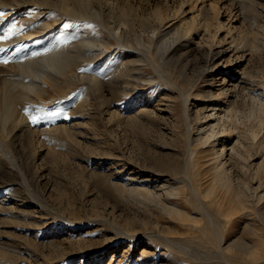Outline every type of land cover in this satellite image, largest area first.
Here are the masks:
<instances>
[{
  "label": "rangeland",
  "instance_id": "obj_1",
  "mask_svg": "<svg viewBox=\"0 0 264 264\" xmlns=\"http://www.w3.org/2000/svg\"><path fill=\"white\" fill-rule=\"evenodd\" d=\"M58 1L29 2L8 18L0 3V38L10 20L35 35L8 36V48H0V65L13 67L12 75L16 65L32 53L42 59L68 33L78 32L73 55L81 33L97 40L86 48L95 58L72 68L84 78L60 86L48 81L45 95L20 107L24 128L0 132V262L264 264V0H244L245 8L242 0L96 1L107 13L119 7L147 17L160 12L165 27L192 16L201 22L206 4L210 31L190 36L193 42L179 51L172 48L178 36H165V27L157 34L139 25L122 47L98 24L64 14ZM37 14L59 22L40 30L27 21ZM116 20L111 14L109 26ZM124 45L137 60L125 70L119 67ZM231 72L243 83L225 93L222 82ZM205 97L217 98V108L228 98L235 110L217 116ZM235 126L245 139L221 159L212 135ZM217 165L223 168L219 180ZM244 208L248 220L240 214Z\"/></svg>",
  "mask_w": 264,
  "mask_h": 264
},
{
  "label": "bare ground",
  "instance_id": "obj_2",
  "mask_svg": "<svg viewBox=\"0 0 264 264\" xmlns=\"http://www.w3.org/2000/svg\"><path fill=\"white\" fill-rule=\"evenodd\" d=\"M35 0H13V2L9 3V0H0V3L5 4V6L9 9L7 12V18L8 16H10L12 14V12H14V10H18L21 8L26 7V5L30 2H33ZM97 0H83V1H73V0H59L58 1V8L61 9L63 11L64 14H66L67 16H70L71 18L75 19V20H88L91 23L94 22L96 24H98L101 28L107 31V33L110 36H117L116 40L117 43H120L123 47L124 42H126L127 36H136V30L138 25L142 26L144 29L149 30V32H153V33H160L159 31L165 27V18L163 17V15L160 12H155V15L152 17H147L144 15H141L140 12L138 11V9H134L133 7H130L128 10L125 7H119L117 9L116 12H110L107 13L106 10L103 7H98L96 5ZM207 1V0H206ZM252 1V0H251ZM103 2V1H101ZM105 2V1H104ZM205 2V1H204ZM237 2V1H236ZM105 4V3H104ZM205 4V3H204ZM250 4V3H249ZM99 5V4H98ZM213 5V4H211ZM241 5L240 7L245 8L247 6V2H245L244 0L241 1ZM31 6V5H30ZM104 6V5H103ZM120 6V5H119ZM214 6V5H213ZM212 6V7H213ZM56 7V6H55ZM117 7V6H116ZM248 7V6H247ZM57 8V7H56ZM216 9V7H214ZM213 8V9H214ZM28 9H30L28 7ZM242 9V8H241ZM7 11V10H6ZM110 11V10H109ZM201 12V11H200ZM203 12H204V16L201 22L198 21V18L196 16H192L191 19H189L186 22H182L179 21V24H175L172 23L170 25H168L167 27H165V30L163 31V34L168 35V34H174L175 36H178V38L175 40L176 42L173 43V50L179 51V49H183L188 47L187 43H192L193 42V38L190 36H200L202 34H206L208 33L210 30L208 29L210 26L209 24V8L207 9L206 4L203 6ZM216 12V11H215ZM243 12H246L243 10ZM30 13L29 11H26V14ZM41 13V12H40ZM111 14L113 16V14L116 16V21L112 22V26H109V18H111ZM244 14V13H243ZM32 15V14H31ZM201 15V14H200ZM200 15H197L200 17ZM20 16V15H19ZM23 16V15H22ZM35 16V15H34ZM38 16V14L36 15ZM12 17V16H11ZM28 17V16H27ZM39 17L41 18V16L39 15L37 18H28L27 21L35 23V26H37V28H41L40 30H48L55 26L56 23L58 22L56 21L55 23H51L50 20H40ZM43 17V16H42ZM52 17V16H51ZM64 17V16H62ZM25 18V17H24ZM46 18V17H45ZM211 19V18H210ZM22 20V19H21ZM52 20V19H51ZM182 20V19H181ZM7 21V20H6ZM50 21V22H49ZM175 21V20H174ZM185 21V20H183ZM3 22V19H2ZM178 22V21H177ZM203 22V23H202ZM90 23V24H91ZM167 23V22H166ZM201 23V26H200ZM211 23V21H210ZM4 24V23H3ZM7 24V23H6ZM8 27L4 29V33L1 36H6V37H2L0 38V48L1 50H6V48H8V44H9V37L8 36H29L28 38H30V36L32 37L34 34H27L26 35V31H20L22 28H20L19 24L17 23L16 20H10V22L7 24ZM212 25V24H211ZM93 26V25H92ZM97 27V26H96ZM99 27V28H100ZM26 28V27H25ZM1 29V28H0ZM3 29V28H2ZM27 29V28H26ZM61 30V29H60ZM75 30V29H74ZM35 31H37L35 29ZM64 31V30H63ZM2 32V31H0ZM42 31H37L38 33H41ZM45 32V31H44ZM43 32V33H44ZM55 32V31H54ZM68 33V32H67ZM72 34L68 33L66 34V38L63 39H59L58 42H56L55 44L52 43L53 48L52 50L45 55L42 59L38 58L37 53H32L28 59H26L24 61V63H19L17 66V71H15V73L17 72L16 75H12L10 73H7L10 70H13L12 68H8V65L5 66L4 65H0V132L2 133H9V132H16L20 129L24 128V125L26 123L25 118H23V116H21V112H20V107L22 108L24 105V103L26 102H33L36 101L38 98H41L42 94L45 93V88H43V85L45 83H47L48 81L52 82L54 85L56 86H60V82L61 80H65L66 81H71V79L75 78H84V74L82 77L78 76L75 72L72 71L73 67H76V65L84 63L85 61H90L93 60V57L95 56V52H92L93 55H91V53H87L86 48L88 47H94L95 45L97 46V40H95L90 34L83 35V33H81V37H79V45L76 46V42H75V46L76 48H78L77 50V54L73 55L71 54V41L73 39L74 36L78 37V32L77 35L76 33L71 32ZM106 33V32H105ZM36 34V33H35ZM55 34V33H54ZM107 34V35H108ZM52 35V33H51ZM56 36H61L60 33L55 34ZM35 36V35H34ZM27 37H25L27 39ZM18 38V37H17ZM23 38V39H25ZM55 39V38H54ZM76 39V38H75ZM18 40V39H17ZM30 40V39H28ZM53 40V39H52ZM12 41V40H11ZM16 41V40H15ZM24 41V40H23ZM26 41V40H25ZM77 41V40H76ZM13 43L16 44V42H14V40L12 41ZM19 42V41H18ZM17 42V43H18ZM50 42V41H49ZM99 42H101L99 40ZM173 42V41H172ZM74 43V42H73ZM235 44V43H234ZM126 45V44H125ZM124 45V46H125ZM264 45V44H263ZM15 46V45H14ZM19 46V45H18ZM73 47V46H72ZM126 47V46H125ZM170 47V46H169ZM232 47V44L231 46ZM229 47V48H230ZM237 47V46H236ZM75 48V49H76ZM127 48V47H126ZM12 49V48H11ZM10 49V50H11ZM74 49V48H72ZM74 49V50H75ZM130 49H132V47H128L127 50L125 51V61L119 65V67H121L122 69H124L127 66H133L136 65L137 60L135 62V59L132 57V53L130 52ZM238 49V48H236ZM0 50V51H1ZM9 50V49H8ZM36 50V49H35ZM97 50V49H96ZM38 51V50H37ZM76 51V50H75ZM123 51V49H122ZM121 51V53H122ZM171 51V50H170ZM9 52V51H8ZM13 52V50H12ZM35 52V51H34ZM40 52V51H39ZM91 52V51H90ZM10 53V52H9ZM170 53V52H169ZM181 53V52H180ZM3 54V53H2ZM5 54V52H4ZM12 54V53H11ZM17 54V53H16ZM28 54V53H27ZM39 54V53H38ZM10 55V54H9ZM4 56V55H2ZM13 56V55H10ZM17 56V55H16ZM15 56V58H16ZM27 56V55H26ZM101 56V55H100ZM135 57V56H134ZM95 58V57H94ZM20 59V58H19ZM150 59V58H149ZM17 60V59H16ZM24 60V59H23ZM22 60V61H23ZM1 61V60H0ZM13 61V60H12ZM18 61V60H17ZM139 61V60H138ZM166 61V60H165ZM15 62V60L13 61ZM141 62V61H140ZM1 63V62H0ZM9 63V62H8ZM142 63V62H141ZM164 63V62H163ZM17 64V63H16ZM145 64V63H144ZM143 64V65H144ZM100 65V64H99ZM115 65V64H114ZM139 65H142L139 63ZM142 65V66H143ZM80 66V65H78ZM97 66H95L94 68H96ZM100 67V66H99ZM112 67V66H111ZM141 67V66H140ZM93 68V69H94ZM132 68V67H131ZM138 68V67H137ZM88 69V68H87ZM91 68H89L90 70ZM93 69H91L90 71H93ZM98 69V67L96 68ZM111 69V68H110ZM88 70V71H89ZM99 70V69H98ZM113 70V69H112ZM125 70V69H124ZM131 70V69H130ZM120 71V70H119ZM132 71V70H131ZM86 72V71H85ZM94 72V71H93ZM112 72V71H111ZM110 72V73H111ZM123 72V71H122ZM134 72H136L134 70ZM133 72V73H134ZM96 73V71H95ZM128 73V72H126ZM236 73V72H235ZM141 74V71L140 73ZM29 75L28 77L31 76L32 80H30L29 82H26V78L24 76ZM126 75V74H125ZM129 75V74H128ZM131 75V74H130ZM86 76V74H85ZM123 76V75H122ZM127 76V75H126ZM141 76V75H140ZM27 77V76H26ZM91 78L92 83H94V85L96 86V88H99V78L96 74H93L92 76H89ZM131 76H129L130 78ZM136 78V76H134ZM125 78L124 76L122 77V79ZM128 78V77H127ZM133 78V77H131ZM245 78V77H242ZM128 80V79H127ZM139 80V79H138ZM73 81V80H72ZM125 81V80H124ZM129 81V80H128ZM126 81V82H128ZM145 80H143L144 82ZM244 81V80H243ZM246 81V80H245ZM137 82V81H136ZM242 82V80L239 81V75L237 77L236 74H234V72H231L230 77L223 79L222 82V91L225 92V89L230 85L231 87H234L235 89L240 87V83ZM130 83V82H129ZM134 83V82H133ZM140 83V82H139ZM243 83V82H242ZM246 83V82H245ZM48 84V83H47ZM125 84V83H124ZM132 84V82L130 83ZM126 87L129 86L127 83L125 84ZM55 86V88H56ZM243 86V85H242ZM130 88V86H129ZM229 89V87L227 88ZM232 89V88H231ZM60 90V89H59ZM227 91V90H226ZM224 92H221L222 95ZM226 93V92H225ZM231 93V92H230ZM45 95V94H44ZM60 97V96H59ZM62 97V96H61ZM213 97V96H212ZM208 99H205L203 102L206 105V108H212L213 111H215V115L217 116H221L223 114H227V113H232V111L235 110V107L233 104L229 103V99L226 98L225 100H222L221 102L223 104H225L223 107L221 106L220 108H217L216 106V102L217 101L214 97H205ZM61 100V98H59ZM199 99V98H198ZM64 100V98L62 99ZM231 100V99H230ZM42 101V100H41ZM38 102V101H37ZM36 103V102H35ZM264 105V104H263ZM202 108V107H201ZM204 108V107H203ZM24 109V107H23ZM205 109V108H204ZM209 110V109H208ZM210 111V110H209ZM212 111V112H213ZM253 115H256V110L252 111ZM214 115V114H213ZM209 116V115H208ZM229 119V118H228ZM232 119V118H231ZM208 120V119H207ZM211 120V119H210ZM216 120V119H214ZM206 122V121H204ZM206 125H209V123H205ZM233 124V123H232ZM205 125V126H206ZM236 125V124H235ZM208 127V126H207ZM233 127V126H232ZM203 129V128H202ZM230 129V128H229ZM201 130V128H200ZM199 130V131H200ZM206 130V129H205ZM228 130V129H227ZM22 131V130H21ZM204 131V130H203ZM208 131V130H207ZM202 132V130H201ZM205 134V132H204ZM207 135V134H206ZM211 135V134H210ZM243 135V131H239L236 126L235 129H230L228 131H226V133H224V135H212L215 138V142L214 143V148L219 151V158H224L228 152L229 147H231V152L235 153L236 152V146H238L239 144L237 143V141H239V139H245ZM246 135V134H245ZM249 135V133H248ZM251 135V134H250ZM204 137V136H203ZM243 137V138H241ZM248 137V136H247ZM251 138V137H249ZM247 138V139H249ZM211 142V141H210ZM243 142V141H242ZM241 143V141H240ZM238 144V145H237ZM238 148V147H237ZM242 156V154H241ZM234 158V157H233ZM244 158V157H243ZM220 160V164H221ZM226 161V160H225ZM217 163V162H216ZM225 166V165H224ZM223 166V167H224ZM218 169H217V174H216V179H220L221 178V172L223 171V168L221 165H217ZM221 175V176H220ZM129 178V177H128ZM135 178V177H134ZM148 179V178H147ZM150 179V178H149ZM155 179V178H154ZM129 180V179H128ZM131 180V179H130ZM138 180V179H137ZM151 180V179H150ZM132 181V180H131ZM144 181V180H143ZM130 182V181H129ZM127 184V183H125ZM160 184V183H159ZM130 185V184H129ZM166 185V184H165ZM164 184L162 185V187H165ZM227 186L230 185V183L225 184ZM148 187V186H147ZM161 187V186H160ZM227 189V187L225 188ZM224 189V190H225ZM164 190V189H163ZM164 191H167L169 194V191L167 189H165ZM162 192V191H161ZM163 194V193H162ZM222 194V192H221ZM5 202V200H4ZM176 206V205H175ZM203 206V205H202ZM1 207V206H0ZM208 207V206H207ZM206 209V208H205ZM241 209V208H240ZM207 211V210H206ZM181 212V211H180ZM179 212V214H180ZM249 210L244 208L240 211L241 216H243V218L245 219H249L251 218L249 216ZM209 213V212H208ZM210 214H212L210 212ZM263 214V213H262ZM205 214L203 213V216ZM190 218V217H189ZM206 218V217H205ZM213 218V215H212ZM215 218V217H214ZM213 218V219H214ZM239 218V217H238ZM211 219V218H210ZM259 219V218H258ZM193 220V219H192ZM206 220V219H205ZM208 217H207V222L208 221ZM216 221V220H215ZM217 222V221H216ZM218 223V222H217ZM234 224V223H233ZM79 227V226H78ZM218 227V226H217ZM216 228V227H215ZM209 229V228H208ZM217 230V229H216ZM204 231H206L204 229ZM203 231V232H204ZM206 233V232H205ZM219 233V231H218ZM217 234V233H216ZM194 236V235H193ZM203 236V235H202ZM131 237V236H130ZM195 237V236H194ZM198 237V236H197ZM182 238V237H181ZM129 239V238H128ZM170 239V238H168ZM176 239V238H175ZM200 239V238H199ZM203 239V237H202ZM166 240V239H165ZM171 240V239H170ZM167 241V240H166ZM176 241V240H174ZM179 240H177L178 242ZM185 241V240H184ZM173 242V241H172ZM180 242V241H179ZM182 242V241H181ZM191 242V241H190ZM184 243V242H183ZM183 243L181 245H183ZM187 244V243H186ZM197 244H199V242L197 241ZM204 244V242H203ZM196 245L195 243L193 244V246ZM201 245V244H200ZM180 246V244H179ZM186 246V245H184ZM190 246V245H188ZM173 247V246H172ZM178 247V246H177ZM203 247V246H202ZM201 247V248H202ZM181 248V247H179ZM185 248V247H184ZM186 249V248H185ZM178 249H176L177 251ZM182 250V249H181ZM188 250V249H187ZM185 250V251H187ZM179 251V250H178ZM181 254V252H180ZM184 254V253H183ZM190 254H192L190 252ZM125 255V253H124ZM123 255V257H124ZM143 255V254H142ZM186 255V253H185ZM146 256V255H145ZM192 256V255H191ZM148 257V256H147ZM175 257V256H174ZM142 259V257H141ZM178 259V258H176ZM123 260V259H122ZM171 260V259H170ZM177 261V260H176ZM179 261V259H178ZM141 262V261H140ZM85 262H81V264H84ZM175 263V262H174ZM0 264H6L4 262H0ZM144 264V263H143ZM159 264V263H158ZM162 264V263H161ZM165 264V263H164Z\"/></svg>",
  "mask_w": 264,
  "mask_h": 264
},
{
  "label": "snow or ice",
  "instance_id": "obj_3",
  "mask_svg": "<svg viewBox=\"0 0 264 264\" xmlns=\"http://www.w3.org/2000/svg\"><path fill=\"white\" fill-rule=\"evenodd\" d=\"M0 15H3L2 13H0ZM33 120H35V118H33Z\"/></svg>",
  "mask_w": 264,
  "mask_h": 264
}]
</instances>
